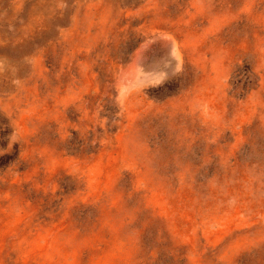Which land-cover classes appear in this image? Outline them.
Here are the masks:
<instances>
[{
    "label": "rangeland",
    "instance_id": "rangeland-1",
    "mask_svg": "<svg viewBox=\"0 0 264 264\" xmlns=\"http://www.w3.org/2000/svg\"><path fill=\"white\" fill-rule=\"evenodd\" d=\"M0 264H264V0H0Z\"/></svg>",
    "mask_w": 264,
    "mask_h": 264
}]
</instances>
